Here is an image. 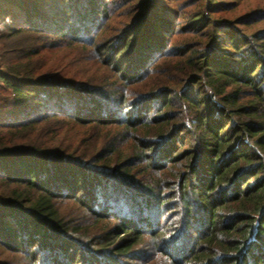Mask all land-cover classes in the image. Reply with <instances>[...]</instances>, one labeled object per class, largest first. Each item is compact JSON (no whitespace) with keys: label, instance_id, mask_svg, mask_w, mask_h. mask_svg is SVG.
I'll list each match as a JSON object with an SVG mask.
<instances>
[{"label":"trees","instance_id":"trees-1","mask_svg":"<svg viewBox=\"0 0 264 264\" xmlns=\"http://www.w3.org/2000/svg\"><path fill=\"white\" fill-rule=\"evenodd\" d=\"M0 264H264V0H0Z\"/></svg>","mask_w":264,"mask_h":264},{"label":"rangeland","instance_id":"rangeland-1","mask_svg":"<svg viewBox=\"0 0 264 264\" xmlns=\"http://www.w3.org/2000/svg\"><path fill=\"white\" fill-rule=\"evenodd\" d=\"M252 2L254 1V0H251Z\"/></svg>","mask_w":264,"mask_h":264}]
</instances>
